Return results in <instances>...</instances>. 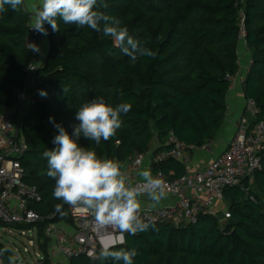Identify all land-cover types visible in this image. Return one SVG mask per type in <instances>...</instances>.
<instances>
[{
	"label": "trees",
	"instance_id": "16d2710c",
	"mask_svg": "<svg viewBox=\"0 0 264 264\" xmlns=\"http://www.w3.org/2000/svg\"><path fill=\"white\" fill-rule=\"evenodd\" d=\"M110 15L118 17L129 35L157 53L135 63L111 38L88 27L58 21L60 31L45 24L47 55L34 75L35 96L21 120V135L27 151L20 161L24 181L36 186L42 201L34 204L44 218L39 236L52 221L72 223L68 205L52 196L55 181L46 175L42 153L54 147L59 124L69 133L78 123V108L93 98L104 97L115 106L131 104L122 114V127L108 141L94 148L98 156L124 162L148 153L154 138L165 151L173 132L181 142L198 147L215 141L222 132L228 110L229 77L240 71V14L244 13L246 46L252 63L244 81V95L256 101L254 122H264V0H107ZM0 13V113L9 109L27 87V69L33 61L26 47L30 11L21 6ZM64 88L68 91L65 93ZM46 95H41V92ZM52 118V119H50ZM156 171L175 177L186 174L174 159L154 165ZM242 187L224 191V208L231 217L201 215L196 224H154L145 232L125 235L124 243L111 250L135 248L134 264H264V156L262 167ZM62 205L57 210L56 205ZM223 221V224H221ZM0 227L18 231L32 226ZM0 247H8L1 242ZM10 249V248H9ZM51 264L48 245L41 244ZM6 254L4 264H7ZM70 264H100L77 256ZM105 264H111L106 261Z\"/></svg>",
	"mask_w": 264,
	"mask_h": 264
},
{
	"label": "built area",
	"instance_id": "2783aa9c",
	"mask_svg": "<svg viewBox=\"0 0 264 264\" xmlns=\"http://www.w3.org/2000/svg\"><path fill=\"white\" fill-rule=\"evenodd\" d=\"M35 4H38V0ZM29 11L27 24L29 35L26 47L28 48L29 43H35L39 46L40 52L31 51L33 61L27 69L26 86L30 85L29 83L33 80L37 70L44 64L48 51L45 48L47 35H42L31 29L33 7ZM240 20L242 24L240 43L244 40L246 44L243 12L240 14ZM251 63L250 55L245 66L246 75ZM239 75L240 71L236 76L229 77L230 90L235 88ZM26 88L7 111L0 113V222L10 226H32L29 230H36L35 237H37L39 229L34 224L43 222L44 218L35 210L34 204L41 202L42 196L36 186L24 181L25 169L20 161L27 151V144L20 130L21 120L28 110L26 109ZM244 101V113L238 120L235 134L226 150L218 155L213 156L215 141H209L198 147L181 142L171 132L166 139V145L169 147L167 150L156 154H138L121 163L133 184L139 181L138 171L150 169L154 177L163 181L167 196L175 199L173 205L141 208L140 215L145 222L181 226L196 224L203 214L218 218L220 217L218 214H221L223 220L231 217L229 211L219 207L224 203V191L233 187L245 189V180L249 178L252 181L253 174L262 167L264 156V122L253 123L260 111L259 107L255 100L249 99L245 95ZM197 153L209 155V160L203 162L204 165L201 168L195 167L193 164V157ZM148 156L151 162L147 167L146 157ZM168 159L182 163L185 166L186 174L176 178L175 171L171 170L167 174L162 170L154 169V165ZM68 210L72 223L55 222L52 221L54 217H51V222L43 229V235L49 242L48 259L51 264H61L64 259L70 261L77 256L90 258L89 252L98 254L102 247L111 248L117 243H124L127 233H121L113 226L99 224L95 221L90 210L70 205H68ZM35 237L30 239L29 244L34 250L39 247L42 256L35 253L37 260L34 264H40L41 260L45 259V255L38 240H34ZM28 253L30 252L28 251ZM17 264L28 263L18 261Z\"/></svg>",
	"mask_w": 264,
	"mask_h": 264
},
{
	"label": "clouds",
	"instance_id": "9594fccd",
	"mask_svg": "<svg viewBox=\"0 0 264 264\" xmlns=\"http://www.w3.org/2000/svg\"><path fill=\"white\" fill-rule=\"evenodd\" d=\"M25 0H0V13L7 11L6 5L13 11H19ZM107 0H38L33 5L31 29L47 35L45 24L53 32L60 31L58 21L66 25L88 27L97 33L112 39L122 53L135 63L142 57L156 58L157 53L139 40L129 35L121 20L110 15ZM29 51L39 53L35 43L28 44ZM68 91L64 88V92ZM41 95H46L41 92ZM131 110V104L121 102L113 106L104 97L93 98L82 104L75 114L78 123L72 125L69 133L59 124L53 137L54 147L45 150L42 157L47 161L46 175L55 181L52 196L73 207L90 210L95 221L104 226H113L121 233L136 235L147 231L154 224L141 218L142 200L146 196L150 206L155 208L167 198L163 181L152 175L150 169L137 172L139 181L133 184L123 170L121 162L98 156L94 148L83 146L80 141H93L99 145L114 137L122 127V114ZM52 119V118H50ZM62 205H56L59 210ZM11 250L0 247V264ZM137 250H111L102 247L99 253L89 252L93 260L100 264H134ZM18 257L7 256V264H17Z\"/></svg>",
	"mask_w": 264,
	"mask_h": 264
},
{
	"label": "crops",
	"instance_id": "0c3cea01",
	"mask_svg": "<svg viewBox=\"0 0 264 264\" xmlns=\"http://www.w3.org/2000/svg\"><path fill=\"white\" fill-rule=\"evenodd\" d=\"M37 0H25V8L27 10H31V8L33 7V5H35ZM248 49V48H247ZM240 50V48H239ZM240 53V52H239ZM250 56V54L244 58V56L242 57V60L240 59V64H241V69H240V75L237 79V84L235 86V88L233 90H230L227 96V103H228V110H227V117L222 129V132L219 135V138L216 140V144L214 145V152H213V156L218 155L219 153H221L222 151L226 150L228 143L231 141V139L233 138L236 128H237V124H238V120L240 118V116L244 113V106H245V101H244V81H245V77H246V70H245V66L247 65V59ZM242 61V62H241ZM30 85H28L30 87V89L34 88V82L31 81L29 83ZM27 89V88H26ZM28 90V89H27ZM162 144H160L159 140H157V138H154L151 148L149 150V154H152L153 152H155ZM146 166L148 167V165H150V157H146ZM209 160V155L207 154H203V153H197L194 155L193 157V164L195 167H202L204 164L203 162H206ZM142 200V208H152L150 206V202L147 201V197H141ZM175 203V199L173 197H169L167 196L166 199H164L160 205H158L157 207H165V206H169V205H173ZM219 207H223L224 208V203L220 204Z\"/></svg>",
	"mask_w": 264,
	"mask_h": 264
},
{
	"label": "rangeland",
	"instance_id": "374dc122",
	"mask_svg": "<svg viewBox=\"0 0 264 264\" xmlns=\"http://www.w3.org/2000/svg\"><path fill=\"white\" fill-rule=\"evenodd\" d=\"M47 47H48V45L46 44L45 48H47ZM239 52H240L239 54H240L241 60H242L243 56H244V58H246L249 54L251 55V52L249 49H247V46L244 43V40H242L240 43ZM243 60H245V59H243ZM27 89H26V95H27V98H26L27 99V101H26L27 108L26 109H29L30 104H31V99L33 96H35L36 92L34 89H30L29 86H27ZM218 216H221V214H218ZM63 222L67 223V221H63ZM221 224H223V221ZM21 232L22 231H18L16 229L10 228V227H0V243L5 242L8 245V247L10 248V250L12 251L13 256L19 258L18 259L19 262L34 264L37 260L35 253L39 254L40 257L42 256L41 252L39 250V247H36V250H34L33 247L29 244L30 239L35 237L36 230H34V231H32V230H26L25 231L24 230L23 233H21ZM34 240H38L40 247H41V244L49 245V242H48L47 238L45 237V235L40 237L38 234V236L35 237ZM26 249H28V250L26 251ZM28 251L30 253H28ZM61 264H70V261L67 259H64L61 261Z\"/></svg>",
	"mask_w": 264,
	"mask_h": 264
},
{
	"label": "water",
	"instance_id": "95a60500",
	"mask_svg": "<svg viewBox=\"0 0 264 264\" xmlns=\"http://www.w3.org/2000/svg\"><path fill=\"white\" fill-rule=\"evenodd\" d=\"M119 245H121V243H117V244L113 245L110 249H113L114 247H117Z\"/></svg>",
	"mask_w": 264,
	"mask_h": 264
}]
</instances>
